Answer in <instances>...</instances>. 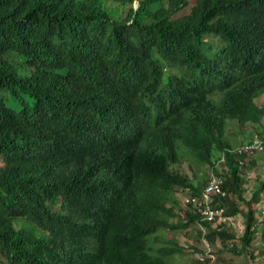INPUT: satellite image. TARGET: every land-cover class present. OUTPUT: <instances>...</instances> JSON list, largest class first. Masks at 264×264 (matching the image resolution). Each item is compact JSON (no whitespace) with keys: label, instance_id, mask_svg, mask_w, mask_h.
Instances as JSON below:
<instances>
[{"label":"trees","instance_id":"16d2710c","mask_svg":"<svg viewBox=\"0 0 264 264\" xmlns=\"http://www.w3.org/2000/svg\"><path fill=\"white\" fill-rule=\"evenodd\" d=\"M115 1L131 5L126 17L105 0H0V95L24 104L0 99V264H172L185 252L174 234L190 227L204 248L190 246L196 264H213L204 245L218 239L217 254L256 259L264 168L241 175L264 152L241 166L226 134L233 119L248 128L243 143L264 136V0ZM178 142L211 173L176 169ZM224 153L220 201L244 217L241 237L203 222L205 235L179 200L202 194ZM161 231L173 236L155 249Z\"/></svg>","mask_w":264,"mask_h":264},{"label":"rangeland","instance_id":"374dc122","mask_svg":"<svg viewBox=\"0 0 264 264\" xmlns=\"http://www.w3.org/2000/svg\"><path fill=\"white\" fill-rule=\"evenodd\" d=\"M139 4V0L136 1L135 6H138ZM104 6H106L108 8V10L111 11V13L115 16V17H126L128 15V12L131 8V5L125 6L122 5L119 2H108L105 1L104 2ZM184 11H181L180 13H183ZM188 13V11L186 10L183 14ZM14 66L17 70V72L20 75L23 76H27L29 74L32 73V69L24 62H14ZM213 97V96H212ZM0 99L6 104V106H8L11 109L14 110H18L19 108H23L24 104L22 101H19L20 104L16 103L13 98L9 95L8 92H4L0 95ZM25 101L30 102V100L28 101V99H25ZM258 104L263 105L264 104V94L260 96V98L257 100ZM257 129L259 131H264V118L262 120V124L257 126ZM241 131H244L246 134H243ZM226 137L232 141V143L234 144V148L238 147L239 145H241L246 138L249 137V132H248V128L246 127H241L238 125V122L230 119L229 120V128L226 134ZM253 137V136H251ZM178 152L179 154L182 156V154H184L181 164H178L175 168L178 169L179 171H181L184 175H189L191 177V179H193L194 181L196 180H202V178L209 172L211 173L208 168H204L199 162L197 161L191 154V151L186 148L181 142H178ZM197 163H196V162ZM258 163L260 164V168L258 167V169L256 170V173L261 172V168H264V156L262 155L261 157H259L258 159ZM2 164L1 160H0V165ZM189 195L188 192H185L183 194H179V200L182 203V199ZM183 204V203H182ZM246 213L248 210V207L245 205L244 206ZM238 221H237V226H240V223L244 226V217L243 216H238L237 217ZM26 227H29L34 234H36L37 236H43V234L45 233L44 231H42L40 228L34 226L33 224L29 223L28 221H26ZM242 229V226H240ZM240 229V231H241ZM196 228L195 227H190L187 230H181L178 233H175L174 236L178 239L179 241V245L181 247H183L185 249L184 253H180L177 254L176 256H173L170 261L172 264H196V258L197 256H199V252H196L195 250H193L191 247H195V246H201L202 249L203 248V244L199 243L196 241V238H194V233H195ZM161 233H163V235H161L162 240L161 241H157V242H152V246L156 249V248H161L165 241L169 238L172 237L173 234L171 233V231H161ZM241 235V234H240ZM257 236V235H256ZM258 239L254 240V245L253 247L258 246V242L260 239V236H257ZM240 244V243H239ZM256 244V245H255ZM191 246V247H190ZM205 247V245H204ZM214 250L217 251L220 249V247H215L213 248ZM223 253V254H222ZM218 252V257L219 259H223L224 260V264H255L254 261H252L251 259L248 258V256L245 253H241V254H236L234 251H224V252Z\"/></svg>","mask_w":264,"mask_h":264},{"label":"built area","instance_id":"2783aa9c","mask_svg":"<svg viewBox=\"0 0 264 264\" xmlns=\"http://www.w3.org/2000/svg\"><path fill=\"white\" fill-rule=\"evenodd\" d=\"M231 153L236 155L239 159V164L244 166L247 159H255L257 156L261 155L264 152V136H254L249 141L242 143L238 147L230 150ZM228 154L224 153L222 158L215 162L214 169L212 171L211 181L205 188V190L200 195H187L182 199V203L188 209L193 211L195 214H199L202 216V223H199L200 227L204 234H209L210 230L207 225L203 222H208L212 226L214 230H220L222 226H228L229 228H233L238 233V236L241 237L245 232V225L237 226V217L238 216H229L227 214L228 207L221 203V198L227 197L228 192L224 190V184L226 182V177L221 176L224 172V166L227 164ZM255 176L256 178V169L253 171H248L241 176L246 180H252L251 177ZM264 179V176L263 178ZM243 198L249 202L252 200L253 192L250 187H245L243 194ZM219 197V198H218ZM248 211V210H247ZM240 216V215H239ZM255 236L259 235V244L261 245V240L263 238L264 232V199L260 201L255 210ZM241 229V231H240ZM241 234V235H240ZM255 237L254 240L258 239ZM254 240L252 242V246L254 245ZM220 243V247L222 246L220 239L217 240ZM256 245V244H255ZM206 255L202 256L203 258H211L214 262L218 259L217 253H215L214 245L210 242H205ZM255 264H264V253L256 259H251Z\"/></svg>","mask_w":264,"mask_h":264},{"label":"clouds","instance_id":"9594fccd","mask_svg":"<svg viewBox=\"0 0 264 264\" xmlns=\"http://www.w3.org/2000/svg\"><path fill=\"white\" fill-rule=\"evenodd\" d=\"M105 1H108V2H112V1H114V2H117V1H115V0H105ZM137 1V0H136ZM136 1H135V3H136ZM120 3V2H119ZM123 5V4H122ZM139 5H140V0H139V4H138V6H135V4H134V6L136 7V8H138L139 7ZM128 6V5H127ZM54 210H57V208L55 207V208H53Z\"/></svg>","mask_w":264,"mask_h":264},{"label":"crops","instance_id":"0c3cea01","mask_svg":"<svg viewBox=\"0 0 264 264\" xmlns=\"http://www.w3.org/2000/svg\"><path fill=\"white\" fill-rule=\"evenodd\" d=\"M252 138H253V137H252ZM252 138H251V139H252Z\"/></svg>","mask_w":264,"mask_h":264}]
</instances>
